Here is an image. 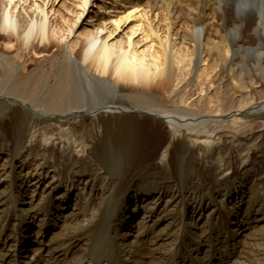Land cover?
<instances>
[{"label": "bare ground", "instance_id": "obj_1", "mask_svg": "<svg viewBox=\"0 0 264 264\" xmlns=\"http://www.w3.org/2000/svg\"><path fill=\"white\" fill-rule=\"evenodd\" d=\"M55 1L0 0V33L24 53L0 51V264H264V0H174L193 23L185 83L172 0L152 7L166 9L163 39L155 19L131 23L132 10L105 18L122 0H74L84 32L59 35ZM50 47L58 55L43 58ZM28 55L42 60L29 69ZM204 56L232 85L221 107L189 95ZM153 126L166 140L150 165L137 153ZM58 212L52 246L39 238L20 254Z\"/></svg>", "mask_w": 264, "mask_h": 264}, {"label": "rangeland", "instance_id": "obj_2", "mask_svg": "<svg viewBox=\"0 0 264 264\" xmlns=\"http://www.w3.org/2000/svg\"><path fill=\"white\" fill-rule=\"evenodd\" d=\"M173 1V2H172ZM169 1V5L173 4V12L178 14L179 17L174 18L175 15L173 16V21H174V27L173 30L170 32V39L171 41L175 42L177 45H179V51L180 54L183 56L185 59V69L182 72L181 75V81L186 82L188 79V72L189 69L192 67L194 63V58H195V52L192 49V40L190 38V33L191 30L193 29V23L192 19L187 16V10L186 7L181 3H178L177 1L174 3V0ZM72 2L74 0H56L54 4L50 5L47 10H49V24L51 26V29L57 34L61 35L64 32V35H66V29H69L70 27H73L74 31V37L80 36L85 29V22L83 24H79V21H76L75 26L73 25V16L72 13L74 11V7L72 6ZM98 2V1H97ZM100 2V1H99ZM155 0H138L137 4L130 3L128 0H122V1H117L114 2V5H111V10L107 9L105 12H102V14L105 16V18H114L118 16L120 11H131L133 12V18L131 23L136 19L137 16L144 15L145 20L148 17L149 19H155L154 22L155 25L157 26V32L158 35L163 39L165 37V21L164 17L166 15V9L164 7L157 8V10H153L152 7L154 5ZM109 5V4H108ZM107 5V6H108ZM155 7V6H154ZM51 9V10H50ZM120 9V10H119ZM95 5H91L89 8L88 12L85 13V18L88 20H92L94 17L96 11ZM93 11V12H92ZM109 11V12H108ZM153 11V12H152ZM159 13V16L157 14ZM71 13V14H70ZM70 14V15H69ZM71 16V17H70ZM92 17V18H91ZM84 21V20H83ZM203 23H206V30L210 33H214L216 31V23L210 18V15H204L203 18ZM79 25V26H78ZM108 26L112 27V25L108 24ZM252 29V26H250ZM251 29L249 32L247 31V37L245 39H248V42L253 43L254 42V37L252 35ZM128 30V26L123 28L121 32L118 34L117 38L120 39L123 37V33H125ZM177 32V34H175ZM58 36V35H56ZM141 34H138L135 36V40L140 41L138 44L139 48L144 47V45L149 41L148 39H141L140 38ZM71 36H68V39H70ZM181 37V38H180ZM182 37H183V42H182ZM220 37V36H219ZM154 41V47L158 48V39L156 37H152ZM73 39V38H72ZM217 39V38H216ZM8 39L6 38V35L4 33H0V51H5L10 54H15L18 53V55L23 56V51L21 50L20 47H15L13 49H9L7 45ZM58 55V52L56 51L55 47H50L45 51V56L43 58L50 57L51 55ZM48 55V56H47ZM77 58L80 57V54L77 52L76 53ZM203 57V56H202ZM42 60L41 58H35L32 57L31 55H28L26 57H23L24 63L29 64V69H32L36 65H38ZM216 57H211V58H202V60L199 62L198 68L196 70V75H195V80L193 82V89L189 90V95L191 96L192 99H197L200 95L203 96V99L205 102H211V104H216L217 106H223L224 104H227L228 102V96H232L234 93L232 88V85L230 82L225 80L224 73L222 72V65L223 62H220ZM260 93L264 96V83L258 88ZM9 101V100H8ZM264 117V116H263ZM262 116L257 115V116H250L247 117V120H254V119H260ZM165 133L164 130L161 129L158 126H153L150 128L149 132L146 133V135L143 137L144 141L143 144L140 148V150L137 153V159L140 162H144L146 164H154L157 161V158L159 157V152L165 143ZM264 150V138H262L259 142V147ZM258 148H252L250 151L252 153L258 151ZM260 148V149H261ZM5 156L2 157L1 162H3ZM239 166V163L234 164V167L231 168L230 172L231 174L237 172V168ZM4 189V187L0 188V190ZM20 198V194L18 193L15 200H18ZM73 206V201L70 202V206L65 209V213L70 211V209ZM54 212V211H53ZM63 213V215L65 214ZM55 214H58L56 217ZM60 212L58 213H51L49 215V219L51 220H57L58 225L55 228H50L46 231L41 232L40 237H36V234H34L32 231L30 233L31 242H28L22 249H20V254L23 252L24 254H30L31 251L30 249L38 247L37 243L35 242L36 239H43L44 241V246L41 248L44 250H47L49 247L52 246L53 242L56 240L54 238L55 233L57 234L59 230H61V216ZM139 217H141V213L139 212ZM54 217V218H53ZM37 227H33L34 231H36ZM50 245V246H49Z\"/></svg>", "mask_w": 264, "mask_h": 264}]
</instances>
